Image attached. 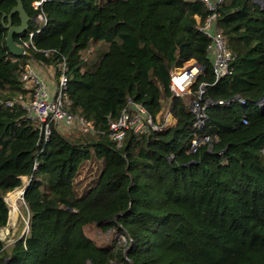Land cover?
<instances>
[{
	"label": "trees",
	"instance_id": "1",
	"mask_svg": "<svg viewBox=\"0 0 264 264\" xmlns=\"http://www.w3.org/2000/svg\"><path fill=\"white\" fill-rule=\"evenodd\" d=\"M34 1L22 0L31 19L39 13ZM258 1L264 3L228 0L219 7L217 26L234 59L232 75L216 82L211 40L197 20L210 12L199 0H46L47 25L32 39L37 51L22 57L6 44L17 0H0V228L9 220L6 196L23 188V178L30 182L29 231L11 245L0 241V264H264V8ZM20 24L14 14L12 25ZM37 29L31 20L16 43ZM101 43L108 49L90 63ZM63 59L72 112L92 121L96 132L53 129L45 143L39 123L5 103L24 93L25 64L54 67ZM192 60L204 66L194 91L204 84L202 101L213 103L199 130L186 99L170 88L171 70ZM129 100L157 124L167 107L177 125L128 131L118 148L108 121ZM208 136L212 143L189 151L194 138ZM94 158L98 176L80 192L75 178ZM89 225L116 230L125 243L100 247L86 235Z\"/></svg>",
	"mask_w": 264,
	"mask_h": 264
},
{
	"label": "built area",
	"instance_id": "2",
	"mask_svg": "<svg viewBox=\"0 0 264 264\" xmlns=\"http://www.w3.org/2000/svg\"><path fill=\"white\" fill-rule=\"evenodd\" d=\"M199 1L210 12L205 20L202 21L200 18H197V20L200 30L211 40L208 52L212 57L216 82H218L232 75L231 64L234 59L223 33L217 26L218 9L228 0ZM45 2L46 0H38L32 4L34 10L39 12L35 17L38 29L29 34V41H23L22 44H19L25 49V55L29 48L37 51L32 39L36 33H40L47 25V16L43 12ZM45 54L48 55L49 52H45ZM38 64L40 63L31 61L24 65L20 78L24 93L6 102V106L14 107L15 105H19L26 112L29 119L39 123L45 143L50 139L53 129L66 133L94 134L96 131L93 122L72 112L73 104L68 94V61L63 59L61 63L54 66L59 74L55 87L50 86L41 77V72L36 68ZM203 72L204 69L198 65L191 64V61L187 65L173 69L170 72V88L175 96L183 97L188 102L192 112L196 116L194 128L197 130L204 126L206 108L208 105L213 104L211 102L203 103L202 101L204 84H201L199 89L194 91ZM239 100L242 104H245L244 100ZM218 104H224V102L220 101ZM259 105L263 106L264 101L259 103ZM108 124V137L118 148L122 146L128 131H133L135 134H146L149 131H160L163 128L171 127L168 119L164 123L157 124L143 106L135 104L132 100L128 101V105L122 110L121 115L117 119H109ZM215 140H217V137H215ZM212 141V138L209 136L203 139L196 137L192 140L189 151L194 152L201 145L212 143Z\"/></svg>",
	"mask_w": 264,
	"mask_h": 264
},
{
	"label": "rangeland",
	"instance_id": "3",
	"mask_svg": "<svg viewBox=\"0 0 264 264\" xmlns=\"http://www.w3.org/2000/svg\"><path fill=\"white\" fill-rule=\"evenodd\" d=\"M5 39L4 32H0V44ZM108 49V44L101 43L100 46L97 47L88 57L90 63H98L100 57L102 56V52H105ZM190 62V61H189ZM189 62L185 63L183 66L187 65ZM182 66V67H183ZM36 68L41 72V77L44 78L48 84L52 87H55V83L58 80L59 74L55 67L53 66H46L44 67L41 64L36 65ZM166 107V106H165ZM165 116L169 114L168 108H165ZM100 171V163L99 161L94 158L84 164L80 173L75 178V184L78 187L79 191L82 192L86 187H88L98 176V172ZM24 184H26L28 179L25 177L23 178ZM23 188L16 189L15 191L19 190L22 191ZM13 191V192H15ZM11 192V193H13ZM9 193L5 200L10 212V206L7 202L8 196L11 194ZM18 206V218L14 224H11L10 218L8 220V224L5 228L7 229V235L4 237H0V241L6 243V245H11L15 242L17 238H21L24 234L28 233L29 231V210L26 206V203L22 197L17 201ZM10 214V213H9ZM86 235L93 240L98 246L100 247H113L114 245H121L125 243V239L122 238L116 230H110L107 233H103L98 227L94 225H89L85 227ZM3 238V239H2Z\"/></svg>",
	"mask_w": 264,
	"mask_h": 264
},
{
	"label": "water",
	"instance_id": "4",
	"mask_svg": "<svg viewBox=\"0 0 264 264\" xmlns=\"http://www.w3.org/2000/svg\"><path fill=\"white\" fill-rule=\"evenodd\" d=\"M258 3L261 4L264 8L263 2L258 1ZM14 14H19V17L21 19V24L19 26H13L12 25V17ZM31 20H35V18L31 19L29 17V15L27 14V12L25 11L22 0H17V6L14 7L12 9V11L10 12V14L8 15V24L5 26L8 29L7 36H6L7 48L9 49L10 53L13 56L22 57L23 55H25V49L16 43L15 35H22L26 31H28L29 23L31 22ZM191 64L198 65V66H200V68L204 69V66L199 64L195 60H192ZM29 183L30 182H27L26 184H24L23 189L21 191V195H22L23 199H24L25 193L27 191V188L29 186ZM5 202H6V200H5ZM9 218H10V214H9ZM28 224H29V222H28ZM88 264H92V263L89 262Z\"/></svg>",
	"mask_w": 264,
	"mask_h": 264
},
{
	"label": "bare ground",
	"instance_id": "5",
	"mask_svg": "<svg viewBox=\"0 0 264 264\" xmlns=\"http://www.w3.org/2000/svg\"><path fill=\"white\" fill-rule=\"evenodd\" d=\"M20 196H21V191L17 190L15 192L11 193L8 196V198H7V202L9 204V206H10V221H11V224H14L17 221V218H18L17 201L20 198ZM6 235H7V229H0V237H4Z\"/></svg>",
	"mask_w": 264,
	"mask_h": 264
},
{
	"label": "crops",
	"instance_id": "6",
	"mask_svg": "<svg viewBox=\"0 0 264 264\" xmlns=\"http://www.w3.org/2000/svg\"><path fill=\"white\" fill-rule=\"evenodd\" d=\"M169 121V124L171 127H174L177 125V120L176 118L169 112L166 116H164V121L167 120ZM174 120V121H173ZM161 123V122H160Z\"/></svg>",
	"mask_w": 264,
	"mask_h": 264
}]
</instances>
